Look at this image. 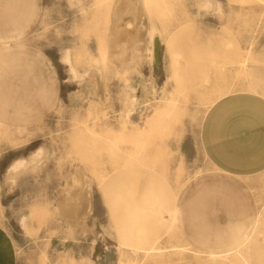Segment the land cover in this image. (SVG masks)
<instances>
[{
  "label": "rangeland",
  "instance_id": "1",
  "mask_svg": "<svg viewBox=\"0 0 264 264\" xmlns=\"http://www.w3.org/2000/svg\"><path fill=\"white\" fill-rule=\"evenodd\" d=\"M121 1L0 0V223L16 264H264V170L229 176L200 143L217 99L264 94V0H140L116 19Z\"/></svg>",
  "mask_w": 264,
  "mask_h": 264
},
{
  "label": "crops",
  "instance_id": "2",
  "mask_svg": "<svg viewBox=\"0 0 264 264\" xmlns=\"http://www.w3.org/2000/svg\"><path fill=\"white\" fill-rule=\"evenodd\" d=\"M19 61H23V55ZM12 57V56H11ZM34 83L38 104L50 107L53 88L40 77L36 65ZM32 74V73H31ZM256 89V85L250 88ZM251 88V89H252ZM200 143L209 161L221 172L234 177H248L264 170V94L240 91L217 99L206 111L200 132ZM223 188L241 192L237 181H225ZM0 264H16L15 243L0 223Z\"/></svg>",
  "mask_w": 264,
  "mask_h": 264
},
{
  "label": "bare ground",
  "instance_id": "3",
  "mask_svg": "<svg viewBox=\"0 0 264 264\" xmlns=\"http://www.w3.org/2000/svg\"><path fill=\"white\" fill-rule=\"evenodd\" d=\"M202 1V4H203V6H206V7H211V8H213V9H217L218 8V5H217V7H215V1L214 0H201ZM140 2V0H122L119 4H118V6L116 7L117 8V10L115 11V13L114 14H117V15H115V17L114 18H116V19H118V13L120 14V13H122V12H125V11H127V10H132V13L133 14H136V12H137V3H139ZM143 2V1H142ZM144 3H145V0H144ZM145 5V4H144ZM120 7V8H119ZM118 9H119V12H117L118 11ZM121 15V17H122V15L123 14H120ZM127 16V15H126ZM121 17H119L120 18V20H121ZM132 18H133V16H132ZM123 19V18H122ZM125 19V18H124ZM133 20H134V18H133ZM114 21V20H113ZM116 21V20H115ZM122 21V20H121ZM127 21H129V20H127ZM117 23H115L114 25L116 26V24H120L119 22H118V20L116 21ZM128 23V22H127ZM131 23V22H130ZM112 24H113V22H112ZM121 25V24H120ZM120 25H118L119 27H120ZM128 25V24H127ZM115 26H113V27H115ZM133 26V25H132ZM112 27V28H113ZM118 27V28H119ZM128 27V26H127ZM117 28V26L114 28L115 29V31L117 30L116 29ZM132 29V28H131ZM117 31H119V30H117ZM121 31V30H120ZM123 32V31H122ZM126 32H127V30H126ZM133 32V31H132ZM113 33H114V35H112L111 36V34H110V36H111V41L113 40V45H114V42L116 43V41L118 40V39H120V38H122V36H120L119 35V32H114V30H113ZM123 35V34H122ZM124 36V35H123ZM130 36L132 37V34H130ZM129 36V34H127V37H129L130 39H131V37ZM126 36H125V38H127ZM130 39H127V40H130ZM134 39V37L131 39V40H133ZM122 40V39H121ZM126 40V41H127ZM123 41V40H122ZM136 41V40H135ZM112 43V42H111ZM118 43V42H117ZM116 43V44H117ZM130 43V42H129ZM136 44V43H135ZM112 45V46H113ZM118 45V44H117ZM116 45V46H117ZM110 46H111V44H110ZM111 46V47H112ZM155 48L157 49L158 48V41L157 40H155ZM112 49V51H113V49H115L114 47L113 48H111ZM111 49H110V52H109V54L111 53ZM115 51V50H114ZM108 52V51H107ZM115 53V52H114ZM113 53V54H114ZM117 51H116V55H117ZM112 54V53H111ZM112 56V55H111ZM116 57H118V55L116 56ZM64 60L65 61H69V57H68V55H65L64 56ZM122 60L124 61V58H122ZM122 61V62H123ZM244 64H245V61H244ZM252 88V87H251ZM253 89V88H252ZM136 96H135V93L133 92V99L135 98ZM129 107H127L126 109H128ZM129 110H131V109H129ZM128 110V111H129ZM152 123V119H147L146 120V124H147V126L148 125H150ZM149 127V126H148ZM148 130V128H145V130H142V131H139V129H134L132 132H131V137L132 138H134V139H141L142 138V135H145V133H143V132H146ZM149 131V130H148ZM143 133V134H142ZM147 134V133H146ZM122 149V148H121ZM127 149V148H126ZM125 149V150H126ZM129 159H130V157H129ZM128 159V160H129ZM20 161V160H19ZM18 164H20V163H17V165ZM149 165L150 166H155V164H154V162L152 161V162H150L149 163ZM149 166V167H150ZM148 169H150V168H148ZM152 169H150V171H151ZM155 171V170H154ZM161 171H163V169H161ZM157 172V171H156ZM160 176V175H159ZM162 177V176H161ZM165 179V178H164ZM143 182V181H142ZM168 184V183H167ZM147 186L149 187V189H150V191H149V189H148V187L146 188L147 189V193H144V195H142V197L140 196V201H137V204H138V206H142L143 204H147V203H149V201L152 199V190H154L153 189V185H151L150 186V184H147ZM156 189H158V186H157V188ZM162 190V189H161ZM146 195V197H144ZM165 194H163V193H161V194H159V195H157L158 197L156 198V201H158L160 204H161V206L163 207L162 209H163V211H165V207L168 205V202H167V199H166V197L164 196ZM74 202V201H73ZM76 203H79L78 201L76 202ZM76 203L74 202V205H76ZM153 204V203H152ZM76 206H78V205H76ZM72 207V206H71ZM149 207H150V205H149ZM73 208V207H72ZM74 209V208H73ZM167 209V208H166ZM75 210V209H74ZM77 210V209H76ZM75 214V213H74ZM163 215V214H162ZM168 215V214H167ZM75 216H76V214H75ZM73 217H74V215H73ZM75 218V217H74ZM212 255V254H211ZM210 255V256H211Z\"/></svg>",
  "mask_w": 264,
  "mask_h": 264
}]
</instances>
